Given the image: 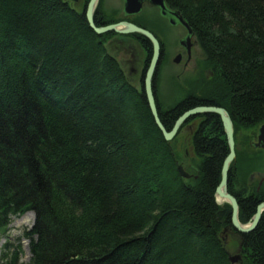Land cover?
I'll return each mask as SVG.
<instances>
[{"label": "trees", "instance_id": "obj_1", "mask_svg": "<svg viewBox=\"0 0 264 264\" xmlns=\"http://www.w3.org/2000/svg\"><path fill=\"white\" fill-rule=\"evenodd\" d=\"M166 2L214 75L202 77L200 96L163 108L155 73L164 128L202 105L224 108L234 129L263 124L264 0ZM113 34L95 33L65 0H0V237L12 216L35 215L23 234L29 261L7 242L1 264H231L219 235L231 208L214 197L229 151L219 116L184 122L199 119V163L182 178L144 92L150 43L141 42L147 59L135 86L106 49ZM241 186L230 165L228 191L246 223L260 199ZM236 235L245 264H264V214Z\"/></svg>", "mask_w": 264, "mask_h": 264}, {"label": "rangeland", "instance_id": "obj_2", "mask_svg": "<svg viewBox=\"0 0 264 264\" xmlns=\"http://www.w3.org/2000/svg\"><path fill=\"white\" fill-rule=\"evenodd\" d=\"M176 33L177 30L175 29L174 35L170 34V38L166 40L167 48L170 46L168 44H171L174 37H176ZM110 37L111 38L106 39L105 42L107 51L115 58V60L116 59L118 60V63L122 67L121 69L131 80V83L134 84L135 86H139L140 72L145 56L143 48L140 46L138 41L129 38L128 35L126 34L114 32V34L111 35ZM169 64L170 63L164 64V66L160 71L159 83L157 86V91H158L157 95H158V100L160 101L159 105L163 108L170 107L174 105L176 102H179L181 98L185 96L187 93L200 96L198 93H201V91L204 90L203 85H198V87H193L189 91L183 89V87L182 88L177 87L176 83L175 85L172 83L173 79L171 77L172 73L170 71L171 66ZM210 78L211 77H208V79ZM152 89H153V85H152ZM198 120H199L198 118L194 120L193 128L191 130L187 129V124L191 123L192 121L183 126L181 125L179 127L178 132L171 140L173 150L175 152V155L179 163L183 162L184 169L191 176L192 174L190 172L194 170L193 167L194 166L196 167L199 163V158L194 154L191 145V135L198 123ZM260 125L257 126L255 125L247 128H238V129H234V125H233L235 158L233 159L231 165L235 166L237 182L239 181L237 183L238 187H240L241 185L248 184L246 178L253 169L256 168L262 170L264 168V148L261 149L259 148L260 150L258 148L256 149L251 143L253 142V138H255L254 136L256 135L257 129L259 128ZM28 213H31L32 215ZM34 220H35V215L33 212L30 211L20 216L11 217L6 235L0 238V253L3 245L6 243V241H9L12 244H14L15 247L21 250L19 261L21 263H27L30 258V252L28 251L29 239L25 238L23 234L25 231H29L31 229L32 225L34 224ZM225 228L226 230H224ZM225 228L223 227L219 235L221 239H224L223 243L226 251L230 254H239L241 258L240 264H245L246 262L245 255H243L239 250V239L236 235L237 230H235L233 226L230 227L226 226Z\"/></svg>", "mask_w": 264, "mask_h": 264}, {"label": "flooded vegetation", "instance_id": "obj_3", "mask_svg": "<svg viewBox=\"0 0 264 264\" xmlns=\"http://www.w3.org/2000/svg\"><path fill=\"white\" fill-rule=\"evenodd\" d=\"M65 1L68 2L73 8L81 9V10L82 9L86 10L87 4L89 2V0H65ZM126 1L128 0H98V3L93 13L94 23L97 22L99 24L97 26L118 24L123 22L130 23L151 33L157 39L160 47V57L155 71V73L158 74L157 84L159 83L160 71L162 67L164 66V64L170 63L169 64L171 66L170 71L172 73L171 77L173 79L172 83L174 85L176 83L177 87L180 88L183 87V89L189 90L193 87H198V85L205 86L202 77H204V79H208V77H212L214 75V71L211 67L207 66V62H205L203 54L200 50L199 43L191 27L188 24H187L188 26H186L180 20H178V17L179 15L181 16V14L180 13L176 14L177 10L172 8L166 2V0L163 1L164 2L163 8L153 4L151 0H138L140 2V6L139 9L136 11L132 10L135 0L128 1L130 6L128 10H126L125 8ZM175 29L177 30L176 37H174L171 44H168L170 46L167 48L166 40L170 38V34L174 35ZM133 34L135 36H133ZM126 35H128L129 38L138 41L141 47H142L141 42H145V45H148L150 43L149 46L151 47V55H152V44L147 37L139 33H129ZM110 38L111 37H109V39ZM143 51L145 54L143 61L144 64L145 60L147 59V54H146L147 50L143 49ZM193 122L194 121L192 120L191 123L187 124L188 130H191L193 128ZM254 137L255 138H253V142H251L252 144H254V142L257 141V133ZM180 163L183 165V162ZM246 180L248 184L241 186L246 188L245 194L248 197L251 196L260 199L257 205L261 202H264V168L262 170L256 168L253 169L248 174ZM236 188L239 189L240 187L237 186ZM227 190H228V182H227ZM223 204L225 205L228 203L226 201ZM238 213H239V207H238ZM262 214H264V212H262ZM224 230H226V228Z\"/></svg>", "mask_w": 264, "mask_h": 264}, {"label": "water", "instance_id": "obj_4", "mask_svg": "<svg viewBox=\"0 0 264 264\" xmlns=\"http://www.w3.org/2000/svg\"><path fill=\"white\" fill-rule=\"evenodd\" d=\"M129 1V0H128ZM126 1V10L130 8L129 2ZM164 0H151V2L155 5L160 6L161 8L164 7ZM98 3V0H89L87 4V8L85 10V16L87 19V22L90 26V28L97 34H102L106 32H117L122 34H129V33H140L147 37L151 44H152V55L150 57L149 64L146 68L144 79H143V87L145 96L147 99V103L149 105L150 111L152 113V116L154 118V121L156 125L158 126L159 130L162 132L164 139L166 141H171L175 134L177 133V130L179 129L180 125L185 122L188 118L199 115L201 113H215L219 116L224 133L226 135L227 144H228V154L225 157L222 167H221V178L219 181L218 186L215 189V198L216 196L220 195L223 198H225L228 201V204L231 206V224L240 233H248L252 231L256 225L258 224L262 212H264V202H261L257 205L256 211L253 214L251 220L247 223H241L238 219V203L234 196H232L228 190H227V182H228V172H229V166L231 165L233 159L235 158V147H234V139H233V124L229 117V115L226 117L225 111L222 107L217 106H199L194 107L190 110H187L184 112L181 116L177 118V120L174 122L173 127L170 131H167L164 126L162 125L159 116H158V109L152 89V80L153 76L156 71V67L159 61L160 57V47L157 39L148 31L135 26L134 24L130 23H118V24H108L104 26H96L93 21V13L96 8V5ZM140 6V2L138 0H135L134 6L132 7L134 11L138 10ZM176 14H179L178 11H176ZM178 20H180L183 24L186 26L187 23L179 15ZM119 26L122 28L120 29ZM190 29V28H189ZM228 114V113H227ZM254 148H264V123L261 124L258 128L257 132V141L253 144ZM177 170L181 177L188 179L191 177V175L184 169L183 165L181 163L177 164ZM216 200V199H215ZM217 202V200H216ZM218 203V202H217ZM219 204V203H218ZM228 259L231 264H240L241 258L239 254H230L228 253Z\"/></svg>", "mask_w": 264, "mask_h": 264}, {"label": "bare ground", "instance_id": "obj_5", "mask_svg": "<svg viewBox=\"0 0 264 264\" xmlns=\"http://www.w3.org/2000/svg\"><path fill=\"white\" fill-rule=\"evenodd\" d=\"M119 28L121 29L122 27L119 26ZM110 32H112V31H110ZM139 34H140V33H139ZM202 106H206V105H202ZM207 106H208V105H207ZM196 107H199V106H196ZM217 107H218V106H217ZM193 108H194V107H193ZM191 109H192V108H191ZM188 110H190V109H188ZM186 111H187V110H186ZM186 111H184V112H186ZM224 111H225V115H226V117H227V116H228L227 111H226L225 109H224ZM184 112H183V113H184ZM183 113H182V114H183ZM209 113H210V112H209ZM182 114H181V115H182ZM201 114H206V113H201ZM181 115H180V116H181ZM199 115H200V114H199ZM195 116H196V115H195ZM178 117H179V116H178ZM178 117H177V118H178ZM176 120H177V119H176ZM176 120H175V121H176ZM183 123H184V122H183ZM183 123H182V124H183ZM182 124H181V125H182ZM181 125H180V126H181ZM157 127H158V126H157ZM178 130H179V129H178ZM178 130H177V131H178ZM223 131H224V130H223ZM225 137H226V136H225ZM226 140H227V139H226ZM220 176H221V174H220ZM182 178H183V177H182ZM220 178H221V177H220ZM214 197H215V194H214ZM215 199L217 200L218 203H221V204H218V203L216 202L218 205H224L223 203H225V202L227 201L225 198H223V197L220 196V195L216 196ZM216 200H215V201H216ZM227 203H228V201H227ZM230 207H231V206H230ZM28 214L32 215L31 213H28Z\"/></svg>", "mask_w": 264, "mask_h": 264}]
</instances>
